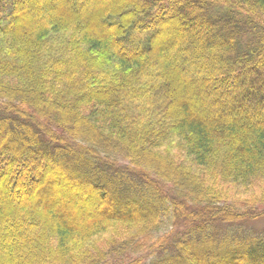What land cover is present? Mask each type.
Here are the masks:
<instances>
[{"label": "trees", "instance_id": "obj_1", "mask_svg": "<svg viewBox=\"0 0 264 264\" xmlns=\"http://www.w3.org/2000/svg\"><path fill=\"white\" fill-rule=\"evenodd\" d=\"M206 175L264 180V0H0V264H264Z\"/></svg>", "mask_w": 264, "mask_h": 264}, {"label": "rangeland", "instance_id": "obj_2", "mask_svg": "<svg viewBox=\"0 0 264 264\" xmlns=\"http://www.w3.org/2000/svg\"><path fill=\"white\" fill-rule=\"evenodd\" d=\"M130 163L129 160H122L120 161V163L122 164H127ZM206 184L208 186H210V190H212L213 193H215V195H219V197L221 199H223L222 203L227 202L229 203V201H248L250 202V200H254L257 197L261 196V194L264 192V180L262 179H258L254 182V184L251 186L250 189H241L239 186L232 184V183H222L220 182L218 177H213V176H209L206 175ZM8 196L5 197V199H7ZM221 203V204H222ZM236 203V202H235ZM80 207H79V206ZM59 206L61 207V209L63 210H69V209H76L79 213V215L81 214V210L80 209H88L91 210L93 214H98V210L95 206V202L93 201L92 198H87L83 192L81 191H76L75 189L72 187H68L67 190H65V195L64 197H62L61 202L59 204ZM85 208V209H84ZM66 210V211H67ZM85 212V211H83ZM84 215V219H87L88 216L86 213H83ZM78 215V214H77ZM78 217V216H77ZM77 217H75L73 219L74 223H78L81 224L82 220L77 219ZM254 227H256L255 225H253ZM258 228H264V222L261 221L258 225ZM101 243V242H100ZM80 244V243H79ZM104 244V243H103ZM102 244V245H103ZM86 249L88 248L85 245ZM118 262L113 261L110 264H116Z\"/></svg>", "mask_w": 264, "mask_h": 264}]
</instances>
